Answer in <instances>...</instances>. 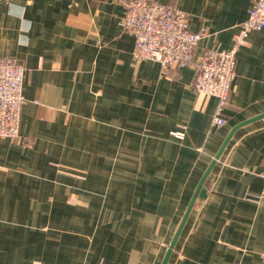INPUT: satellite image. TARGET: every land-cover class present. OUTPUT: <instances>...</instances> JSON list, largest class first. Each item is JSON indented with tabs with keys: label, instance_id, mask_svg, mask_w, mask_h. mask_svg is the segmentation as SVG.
<instances>
[{
	"label": "crops",
	"instance_id": "crops-1",
	"mask_svg": "<svg viewBox=\"0 0 264 264\" xmlns=\"http://www.w3.org/2000/svg\"><path fill=\"white\" fill-rule=\"evenodd\" d=\"M230 48L253 0H159ZM121 0H0V48L26 68L19 136L0 137V264H161L230 129L264 113V29L237 53L224 115L193 66L135 61ZM181 131V134L176 132ZM264 118L209 174L168 264H264Z\"/></svg>",
	"mask_w": 264,
	"mask_h": 264
},
{
	"label": "built area",
	"instance_id": "built-area-1",
	"mask_svg": "<svg viewBox=\"0 0 264 264\" xmlns=\"http://www.w3.org/2000/svg\"><path fill=\"white\" fill-rule=\"evenodd\" d=\"M123 7V28L134 37L133 59L159 63L166 73L172 68L193 66L194 90L218 99L211 128L224 126V111L236 78L237 53L247 44L251 31L264 29V0H253L247 19L238 24L230 48L210 47L201 54L196 49L206 33L190 29L186 11L159 0H123ZM25 74L24 65L4 56L0 48V137L19 136ZM261 175L264 177V171Z\"/></svg>",
	"mask_w": 264,
	"mask_h": 264
},
{
	"label": "water",
	"instance_id": "water-1",
	"mask_svg": "<svg viewBox=\"0 0 264 264\" xmlns=\"http://www.w3.org/2000/svg\"><path fill=\"white\" fill-rule=\"evenodd\" d=\"M261 118H264V113H261L255 117H251V118H248L246 120H243L241 122H239L238 124L234 125L230 131L228 132V134L226 135V137L224 138L222 144L220 145V148L218 149L216 155L213 157V159L211 160V162L209 163L208 167L206 168V170L204 171L198 185H197V188L187 206V209L182 217V220L169 244V247L165 253V256L161 262V264H168L169 262V259L173 253V250L179 240V237L183 231V228L186 224V221L193 209V206L197 200V198H204L206 197L207 195V188L205 186V182L209 176V174L211 173L213 167L215 166V164L217 163V160L221 157L222 153L224 152V150L226 149L228 143L230 142V140L232 139V137L234 136L235 132L242 126L252 122V121H255V120H258V119H261Z\"/></svg>",
	"mask_w": 264,
	"mask_h": 264
},
{
	"label": "rangeland",
	"instance_id": "rangeland-1",
	"mask_svg": "<svg viewBox=\"0 0 264 264\" xmlns=\"http://www.w3.org/2000/svg\"><path fill=\"white\" fill-rule=\"evenodd\" d=\"M122 4H123V0H121Z\"/></svg>",
	"mask_w": 264,
	"mask_h": 264
}]
</instances>
